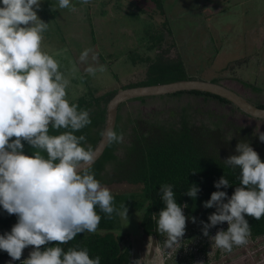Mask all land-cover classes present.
<instances>
[{
  "label": "clouds",
  "instance_id": "obj_1",
  "mask_svg": "<svg viewBox=\"0 0 264 264\" xmlns=\"http://www.w3.org/2000/svg\"><path fill=\"white\" fill-rule=\"evenodd\" d=\"M80 2L86 5L89 0ZM58 6L75 11L71 0H59ZM40 7L41 0H0V206L17 216L11 231L0 235V250L14 261L21 259L26 247L33 246L21 264H101L100 256L90 258L86 248L41 250L49 242L62 245L80 233H95L101 221L97 207L108 219H113L114 213L127 217V207L124 203L115 206L110 189L91 171L94 152L80 143L86 137L74 134L92 123L90 113L69 103L66 89L70 80L60 71L58 60L42 50L49 24L38 17ZM90 52L84 49L79 62L94 76L98 69L89 63ZM91 60H97L95 53ZM49 126L70 130L50 135ZM102 134L109 142L123 143V133L109 128ZM255 134L264 142L259 124ZM12 137L15 139L10 140ZM232 138L229 136V141ZM22 141L45 151L47 158L40 151L25 155ZM235 151L237 154L224 162L240 169V186L228 197L219 189L229 187V181L222 176L214 182L218 190L211 193L204 207L216 211L209 215L208 223L202 222L206 237L210 228L228 223L226 231L209 237L216 248L227 253L248 243L251 227L245 214L256 220L264 217V162L250 143L238 142ZM198 191L194 185L186 194L195 199ZM160 192L166 207L158 214L157 231L166 237L164 248L171 249L185 234L183 208L187 205L176 203L171 184L160 185Z\"/></svg>",
  "mask_w": 264,
  "mask_h": 264
},
{
  "label": "rangeland",
  "instance_id": "obj_2",
  "mask_svg": "<svg viewBox=\"0 0 264 264\" xmlns=\"http://www.w3.org/2000/svg\"><path fill=\"white\" fill-rule=\"evenodd\" d=\"M133 1L89 0L85 5L80 0H71L75 7L72 11L59 8V0H41L37 15L49 24L43 33L41 47L58 60L60 71L70 80L66 89L68 101L76 100L88 89L101 94L145 78L146 63L140 58L146 55L154 57L157 52L156 49H147L149 39L146 33L163 31L162 17L155 14L150 18L140 12L144 7L155 9L154 4L146 3V0ZM49 4L52 5L50 10ZM164 8L172 28V36H167L162 44V50L168 48L165 52L167 57L180 55L191 78L212 81L220 76L226 85L239 89L251 98L250 101H264L263 92L255 94L232 80L238 76L264 90V0H164ZM170 41L174 45L167 47ZM84 49L92 50L89 63L98 69L94 76L84 71L87 65L79 62ZM92 53L96 54V61L91 60ZM242 59V62H233ZM230 64L232 66L227 68ZM100 66L105 70L99 71ZM190 106L201 109L203 113L200 116L204 119L209 115L213 120L221 117L230 135L240 134L233 117L237 114L222 107V103L204 101L194 95H171L147 99L145 103L131 100L121 110L135 112L140 109L143 115L158 112L159 117L165 120ZM251 122L258 123L248 120ZM258 124L259 131L264 132V124ZM252 125L254 136H258L255 134L256 125ZM104 186L111 192L141 191L140 185L126 182ZM118 217L121 228L116 232L129 235L130 264H165L166 261L169 264H264V235L250 236L246 245L234 246L230 253L212 244L209 237L219 230L226 231L227 222L210 228L208 237L202 231L186 230L179 244L165 249L166 237L161 241L142 234L136 210L127 208V217ZM192 233L194 238L188 242L187 237ZM32 250L33 246H28L23 254L28 256Z\"/></svg>",
  "mask_w": 264,
  "mask_h": 264
},
{
  "label": "trees",
  "instance_id": "obj_3",
  "mask_svg": "<svg viewBox=\"0 0 264 264\" xmlns=\"http://www.w3.org/2000/svg\"><path fill=\"white\" fill-rule=\"evenodd\" d=\"M146 1V3L154 4L155 9L149 7L148 10L143 6L144 8H140V12L147 14L150 18L159 14L162 17L160 24L163 31L146 33L149 39L146 45L147 49H156L157 52L154 57L146 55L140 58L141 62L146 63L145 78L122 87L191 78L180 55L170 58L165 55L168 48L162 50V44L166 41V37L172 36L164 0ZM51 6L48 5L49 10ZM173 45L174 42L170 41L167 47ZM242 61L243 59L233 62ZM231 66L232 64L227 68ZM235 79L253 91L262 92V89L256 85L238 77ZM220 80L219 76L212 81L219 82ZM116 90L110 89L104 93L96 94L94 90L88 89L87 93L79 96L76 100L69 101L70 104L78 105V111L88 110L90 113L92 123L74 133L77 136L84 135L86 137V141L80 142L81 146L86 149H93L100 138L106 104ZM183 94L202 97L204 101L228 103L222 97L202 91H183L133 100L145 103L147 99ZM125 103H122L118 108L114 127L117 134L123 133V143L109 142L102 155L92 164L91 171L102 185L123 182L140 185L141 191L139 192L111 193L117 208H120V205L124 203L127 208L138 212V225L144 236H154L164 241L165 236L157 231L158 214L166 207L161 198L160 185L171 184L176 203L182 206L187 205L183 208L187 218L186 230L190 232L202 231V222L208 223L209 215L216 211L215 207H204V202L210 199L211 193L218 190L214 182L222 176L229 181V187L219 189L225 191L228 197L233 194L236 187L240 186V169L233 168L224 162L230 155L237 154L235 151L237 143H250L259 154L261 161L264 162V142L256 139L259 137L254 136V131L250 127L237 126L236 129L240 134L233 136L225 130L221 117L217 116L216 120H213L209 115L204 119L200 116L203 113L201 109L196 110L190 106L188 110L171 114L170 118L163 120L159 117L158 112L145 115L140 109L135 112H123L121 108ZM258 105L264 107V103ZM69 130L63 128L55 130L49 126L50 135H59ZM229 136H233L230 141ZM11 139H15V137ZM22 143L24 144L22 149L24 153L34 155L35 151H40L41 155L47 158L45 151L33 149L26 141H22ZM194 185L199 189L195 199L186 194ZM96 210L101 216V221L95 233H80L73 240L62 245H56L57 242H49L47 245L41 246V250L54 246H60L64 251H68L70 248L77 250L86 248L90 258L100 256L101 264H130L132 252L129 235L116 232L121 228L119 217L114 213L113 219H108L98 207ZM192 217L196 218L195 223L192 222ZM245 219L251 227L250 236L252 238L264 235V217L256 220L245 214ZM14 222H17V216L7 214L0 206V235L10 232L11 224ZM193 238L192 233L187 237V241L191 242ZM190 255L193 257L192 254ZM9 257L7 252L0 250V264H7L6 259ZM165 264H169V262L166 261Z\"/></svg>",
  "mask_w": 264,
  "mask_h": 264
},
{
  "label": "water",
  "instance_id": "obj_4",
  "mask_svg": "<svg viewBox=\"0 0 264 264\" xmlns=\"http://www.w3.org/2000/svg\"><path fill=\"white\" fill-rule=\"evenodd\" d=\"M183 91H202L214 94L231 102L247 115L264 119V107L254 105L223 82H214L200 78H186L170 82L122 87L113 93L106 104L104 125L100 138L92 149L95 157L93 163L102 155L109 143L106 135H103L102 133L109 128L114 130L118 108L122 103L140 97L161 96ZM24 154L29 155L27 153Z\"/></svg>",
  "mask_w": 264,
  "mask_h": 264
},
{
  "label": "flooded vegetation",
  "instance_id": "obj_5",
  "mask_svg": "<svg viewBox=\"0 0 264 264\" xmlns=\"http://www.w3.org/2000/svg\"><path fill=\"white\" fill-rule=\"evenodd\" d=\"M245 62V61H244ZM219 77V76H218ZM234 77H236V76H234ZM233 77V81H236L237 83H239L240 85H241V87L243 88V87H245V88H249V87H247V86H245L243 83H241L240 81H238L237 79H235ZM238 77V76H237ZM238 78H240V77H238ZM242 79V78H241ZM219 82H223L222 81V78H221V80L219 81ZM248 82V81H247ZM224 83V82H223ZM249 83H251V82H249ZM225 84V83H224ZM252 84V83H251ZM226 85V84H225ZM228 86V85H227ZM229 88H231L232 90H234V91H236L238 94H240V95H242V96H244L248 101H250V99L251 98H249L246 94H244V93H242L239 89H235L234 87H230V86H228ZM257 87H259V86H257ZM261 88V87H260ZM250 90H251V92H253V93H257V94H259V93H264V90L262 91V92H258V91H253L251 88H249ZM255 100H252V101H250L251 103H253L254 105H256V106H259L258 104L259 103H264V101H255ZM222 107H225V108H227V110H230L232 113H234V114H237V116L235 117V116H233L234 117V120L236 119V125H238V126H241V127H246V126H253L252 124H255L256 125V128H257V124L258 123H262V124H264V119H261V118H256V117H253V116H250V115H247L245 112H243L240 108H238L237 106H235L234 104H232L231 102H229L228 101V103H223L222 104ZM261 107V106H260ZM248 120H252V121H255V122H258V123H248ZM263 120V121H262Z\"/></svg>",
  "mask_w": 264,
  "mask_h": 264
},
{
  "label": "built area",
  "instance_id": "obj_6",
  "mask_svg": "<svg viewBox=\"0 0 264 264\" xmlns=\"http://www.w3.org/2000/svg\"><path fill=\"white\" fill-rule=\"evenodd\" d=\"M30 254V253H29ZM27 255V254H26ZM29 256V255H28ZM28 256H25L23 253H22V256H21V259L20 260H12L11 257L7 258L6 259V263L9 264V262H11V264H21L22 260L28 258Z\"/></svg>",
  "mask_w": 264,
  "mask_h": 264
}]
</instances>
